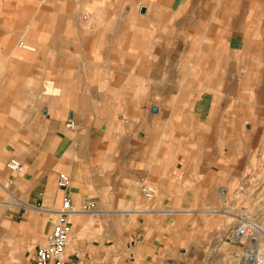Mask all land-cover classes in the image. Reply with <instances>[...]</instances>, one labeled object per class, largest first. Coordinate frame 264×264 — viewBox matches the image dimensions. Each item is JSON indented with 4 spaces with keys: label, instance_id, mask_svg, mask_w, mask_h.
I'll return each instance as SVG.
<instances>
[{
    "label": "crops",
    "instance_id": "0c3cea01",
    "mask_svg": "<svg viewBox=\"0 0 264 264\" xmlns=\"http://www.w3.org/2000/svg\"><path fill=\"white\" fill-rule=\"evenodd\" d=\"M263 152L264 0H0V205L8 186L19 207L0 246L20 264L65 197L93 207L71 218L72 264H244L223 217Z\"/></svg>",
    "mask_w": 264,
    "mask_h": 264
},
{
    "label": "built area",
    "instance_id": "2783aa9c",
    "mask_svg": "<svg viewBox=\"0 0 264 264\" xmlns=\"http://www.w3.org/2000/svg\"><path fill=\"white\" fill-rule=\"evenodd\" d=\"M21 47L34 50L35 47L25 42H20ZM66 125L70 129L76 128L74 120L70 119ZM6 167L11 171H20L22 162L17 157H11L6 162ZM71 183L68 174L62 173L59 178V186L67 188ZM141 194L147 200H153L157 196V189L154 185L148 183L146 177H140L135 180ZM36 208L43 209L37 205ZM55 217L51 233L45 243L39 245L35 251L34 264H72L65 256V250L68 245L71 234V218L77 213L93 212L92 202L87 201L82 208H77L69 197L64 198L63 205L51 210ZM176 210L166 209L162 212L174 214ZM236 222L228 227L224 232V239L231 242H245L244 253L242 257H250L251 264H260L264 260V208L251 214L236 215Z\"/></svg>",
    "mask_w": 264,
    "mask_h": 264
},
{
    "label": "rangeland",
    "instance_id": "374dc122",
    "mask_svg": "<svg viewBox=\"0 0 264 264\" xmlns=\"http://www.w3.org/2000/svg\"><path fill=\"white\" fill-rule=\"evenodd\" d=\"M12 155H8L7 158H9ZM16 157V156H15ZM18 158V157H17ZM12 172H16V171H12ZM246 183L241 184V182H237L235 181V184L230 185L229 188V192H230V196H229V201L227 202V206L229 207V213H227V215H225L224 218V223L222 225L227 229L228 227H230L231 225L234 224V222H236V216L237 215H243L245 213H248L249 211H255L264 201V183H262V181L264 180V152L258 153L256 154V157H254L253 160V164L251 168H247L246 170ZM6 186V185H5ZM8 186L5 187V190L9 193L7 194V198L8 201H14L13 197L14 194L9 192V189L7 188ZM10 187V186H9ZM8 190H7V189ZM3 189V187H2ZM250 195L254 196V200H252L250 202L249 207L247 208L248 210L245 211L246 208L241 207V205L246 201H242L241 199H239L240 197H242L244 200L246 199L248 201V198ZM2 201V200H1ZM1 203V202H0ZM5 203V202H4ZM15 203V202H14ZM0 230H5L9 228V224H10V218H9V214H10V210H15V209H19V207H17V203L13 204L11 206H5V205H0ZM21 210H28V212L34 216L37 217V220H39V216L42 215V213L36 209V208H32L30 206L24 205L22 208H20ZM6 214V215H5ZM86 217H90V215L86 214L84 215ZM13 224H16V222H13ZM21 231V229H17V233H19ZM5 235V234H4ZM7 236L3 235L1 236V245L0 246V264H20V253L21 251H23V248H18V244H16V242H10L9 238H6ZM246 243H249V240L245 241V242H235V244H237V248L238 251L242 254L244 252V246ZM8 244V245H7ZM264 245V240L262 242V246ZM9 246L11 248H15L16 252L14 253V255L16 256V258L14 259H8L6 256L9 255L8 249ZM243 255V254H242Z\"/></svg>",
    "mask_w": 264,
    "mask_h": 264
},
{
    "label": "bare ground",
    "instance_id": "6f19581e",
    "mask_svg": "<svg viewBox=\"0 0 264 264\" xmlns=\"http://www.w3.org/2000/svg\"><path fill=\"white\" fill-rule=\"evenodd\" d=\"M14 200H15V198H14ZM0 202L2 203L1 200H0ZM3 202H4V201H3ZM5 203L9 206V205L13 204V201H9V202H6V201H5ZM26 205H27V204H26ZM244 264H251V263H250L249 260H248V261H247V260H244Z\"/></svg>",
    "mask_w": 264,
    "mask_h": 264
}]
</instances>
